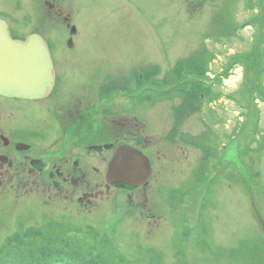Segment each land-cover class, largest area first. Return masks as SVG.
<instances>
[{
    "label": "rangeland",
    "instance_id": "rangeland-1",
    "mask_svg": "<svg viewBox=\"0 0 264 264\" xmlns=\"http://www.w3.org/2000/svg\"><path fill=\"white\" fill-rule=\"evenodd\" d=\"M44 1L0 5L21 29L44 31L58 77L92 73L101 102L119 92L116 103L147 110L151 134H198L224 173L210 181L198 155L196 180H152L164 205L158 229L138 222L126 191L91 214L54 206H67L68 220L47 240L45 206L0 198V264H264V0H60L78 31L73 50ZM40 17L46 26L30 24ZM116 79L128 88L114 90Z\"/></svg>",
    "mask_w": 264,
    "mask_h": 264
},
{
    "label": "flooded vegetation",
    "instance_id": "flooded-vegetation-1",
    "mask_svg": "<svg viewBox=\"0 0 264 264\" xmlns=\"http://www.w3.org/2000/svg\"><path fill=\"white\" fill-rule=\"evenodd\" d=\"M44 5L47 11L43 15L61 21L67 28L68 47L73 50L72 38L78 31L70 23V17L63 16L60 0H45ZM0 20L6 23L14 40L35 33L43 36L44 31L43 34L36 31L32 24L40 21L46 26L44 17H40L30 23V28L21 29L19 15L3 11L1 5ZM49 49L55 70V84L49 96L31 100L0 95V198L33 199L48 209L43 212L48 215L47 220L40 226L59 228L68 220V207L54 206L68 203L78 207L81 213L91 214L116 194L119 196L127 191L129 193L125 196L138 222L148 228L160 223L158 229L164 219V205L158 189L156 195L149 193L152 180L159 182L164 172L187 175L188 179L196 180L195 157L198 155H201L199 164L209 169L210 181L223 175V165L212 169L215 158L205 142H197L198 134L193 135L195 138L190 135L176 138L175 135L169 137L162 129L149 133L147 110L125 108L116 103L119 92L101 102V85L99 79H91L92 73L77 69V75L58 77L55 69L57 52ZM61 52H68V55L62 56ZM61 52L60 59L71 64V51ZM85 78L91 83H85ZM112 85L116 91L128 88L117 79ZM121 146L137 149L149 160L151 174L145 186L129 189L107 186V165L116 148ZM166 160L167 163L158 169L157 163L163 165ZM179 165L186 166V169Z\"/></svg>",
    "mask_w": 264,
    "mask_h": 264
},
{
    "label": "water",
    "instance_id": "water-1",
    "mask_svg": "<svg viewBox=\"0 0 264 264\" xmlns=\"http://www.w3.org/2000/svg\"><path fill=\"white\" fill-rule=\"evenodd\" d=\"M53 85V62L45 40L37 34L24 40H12L6 23L0 20V95L43 99L50 94ZM149 175L146 157L122 146L115 150L108 164L106 182L139 187L146 183Z\"/></svg>",
    "mask_w": 264,
    "mask_h": 264
},
{
    "label": "trees",
    "instance_id": "trees-1",
    "mask_svg": "<svg viewBox=\"0 0 264 264\" xmlns=\"http://www.w3.org/2000/svg\"><path fill=\"white\" fill-rule=\"evenodd\" d=\"M48 231H49V229L48 228H45V237L47 238V240H50L51 237L49 236ZM10 240H13V239H9L8 241H10ZM31 241H35V240H30V242ZM30 242H28L27 246L30 244ZM41 243H42V241L39 242V244H41Z\"/></svg>",
    "mask_w": 264,
    "mask_h": 264
},
{
    "label": "bare ground",
    "instance_id": "bare-ground-1",
    "mask_svg": "<svg viewBox=\"0 0 264 264\" xmlns=\"http://www.w3.org/2000/svg\"><path fill=\"white\" fill-rule=\"evenodd\" d=\"M71 23H72V21H71ZM74 25V24H73Z\"/></svg>",
    "mask_w": 264,
    "mask_h": 264
}]
</instances>
